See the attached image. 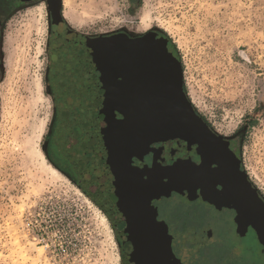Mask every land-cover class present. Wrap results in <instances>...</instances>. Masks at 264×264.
Segmentation results:
<instances>
[{
	"label": "rangeland",
	"instance_id": "obj_1",
	"mask_svg": "<svg viewBox=\"0 0 264 264\" xmlns=\"http://www.w3.org/2000/svg\"><path fill=\"white\" fill-rule=\"evenodd\" d=\"M44 3V7L42 6ZM72 0L70 27L89 37L155 29L175 47L184 89L221 136L240 140L245 172L264 197V0ZM64 11V5H63ZM64 13V12H63ZM51 14L46 1L15 13L5 32L0 87V264H123L100 205L56 168L49 139L57 115L49 89ZM190 226L213 230L216 257L245 250L238 264H264L252 237L238 243L212 210L181 209Z\"/></svg>",
	"mask_w": 264,
	"mask_h": 264
},
{
	"label": "water",
	"instance_id": "obj_2",
	"mask_svg": "<svg viewBox=\"0 0 264 264\" xmlns=\"http://www.w3.org/2000/svg\"><path fill=\"white\" fill-rule=\"evenodd\" d=\"M36 1H46L53 18L58 137L81 181L115 198L132 196L141 178L134 157L175 137L213 134L188 98L178 53L165 37L154 30L89 37L70 29L63 0ZM248 182L254 198L263 201ZM199 185L194 168L176 163L153 169L141 186L157 197L194 194Z\"/></svg>",
	"mask_w": 264,
	"mask_h": 264
},
{
	"label": "flooded vegetation",
	"instance_id": "obj_3",
	"mask_svg": "<svg viewBox=\"0 0 264 264\" xmlns=\"http://www.w3.org/2000/svg\"><path fill=\"white\" fill-rule=\"evenodd\" d=\"M139 1L142 0H134ZM39 2L0 0V87L5 77L4 46L9 19L26 6ZM154 31L165 37L160 30ZM53 34L51 16V36ZM169 46H172L170 42ZM48 77L49 89L56 100L52 67ZM117 117L121 118V115ZM58 118L57 107L48 145L49 158L106 212L118 238L123 264H238L244 261L245 250L236 246L228 250L231 256L225 259L216 257L220 251L216 248L221 244L216 242L213 230L181 222V209L184 211L194 205L207 207L218 215L238 243L245 242L249 236L254 238L264 258V197L259 192L263 201L256 200L250 191L248 180H251L246 178L238 136H221L203 119L214 135L189 134L186 138L175 137L152 144L149 153L133 158L134 172L141 177L134 194L115 198L80 180L74 164L61 148ZM176 163L194 168L199 175L200 185L194 194L174 191L169 196L148 195V188L141 186L148 180V174L155 168L164 169Z\"/></svg>",
	"mask_w": 264,
	"mask_h": 264
},
{
	"label": "bare ground",
	"instance_id": "obj_4",
	"mask_svg": "<svg viewBox=\"0 0 264 264\" xmlns=\"http://www.w3.org/2000/svg\"><path fill=\"white\" fill-rule=\"evenodd\" d=\"M150 3V0H145V4H147L141 14H140V22H141V28L142 30H147L150 28L151 26V23H152V15H151V12L148 10V5ZM44 3H42V6L44 7ZM63 5H64V17L65 19L71 23V19H72V0H63ZM52 171L54 174L56 175H60V172L54 168V167H51Z\"/></svg>",
	"mask_w": 264,
	"mask_h": 264
},
{
	"label": "trees",
	"instance_id": "obj_5",
	"mask_svg": "<svg viewBox=\"0 0 264 264\" xmlns=\"http://www.w3.org/2000/svg\"><path fill=\"white\" fill-rule=\"evenodd\" d=\"M74 183H75V184H76L81 190H83L82 187H80L76 182H74ZM83 192H84V191H83ZM84 193H85V192H84Z\"/></svg>",
	"mask_w": 264,
	"mask_h": 264
}]
</instances>
